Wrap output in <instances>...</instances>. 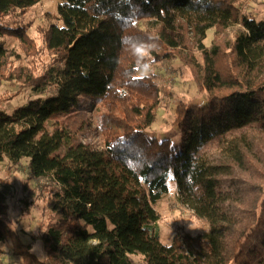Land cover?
Segmentation results:
<instances>
[{"label": "trees", "instance_id": "trees-1", "mask_svg": "<svg viewBox=\"0 0 264 264\" xmlns=\"http://www.w3.org/2000/svg\"><path fill=\"white\" fill-rule=\"evenodd\" d=\"M40 1L0 0V78L37 96L11 113L0 109V163L27 159L30 178L49 182L50 213L38 235L44 259L11 228L5 188L0 243L10 241L23 264H133L132 255L146 264H264V253L242 251L264 220V165L254 141L264 139V20L242 14L239 0H61L60 25L39 31V47L12 19ZM230 29L232 40L203 44L209 30L217 37ZM5 37L29 61L14 64L19 56ZM141 42L155 45L143 58L134 51ZM171 60L190 71L208 102L175 108L177 146L148 135L160 91L153 75H138ZM85 102L103 110L95 114L99 147L83 141L91 127ZM215 139L209 159L201 151ZM235 172L251 177L248 199L221 189ZM171 174L208 230L164 245L154 205Z\"/></svg>", "mask_w": 264, "mask_h": 264}, {"label": "rangeland", "instance_id": "rangeland-1", "mask_svg": "<svg viewBox=\"0 0 264 264\" xmlns=\"http://www.w3.org/2000/svg\"><path fill=\"white\" fill-rule=\"evenodd\" d=\"M239 2L242 14L255 21L264 20V0H239ZM60 3L61 0H41L12 20L26 26L27 35L41 47L42 40L39 31L47 29L53 24L60 25L54 19L57 6ZM12 20L7 19L5 22L8 25H12ZM137 26L143 29L145 23L139 22ZM234 30H227L217 37L214 36L213 30H209L206 33V39L203 44L209 48L214 39L227 38L232 40ZM4 42L8 49H13L19 56V60L14 64H25L29 61L27 60L29 57L25 56L16 39L5 37ZM196 57L200 61L198 54H196ZM41 60L45 62L47 59L45 56H41ZM138 75H153L160 91V104L156 111L155 122L147 131L148 135L156 137L158 140L167 138L177 146L180 142V132L172 125L175 120V108L182 103L190 105L192 108L204 107L208 104L207 96L196 87L190 71L183 67L178 60L153 63L148 69L140 71ZM53 92V90H50L41 97L50 96ZM36 97L29 88H20L16 82L0 78V109L6 113H11ZM84 111L91 127L86 132L83 141L94 147H99V140L95 131V114L97 112L102 113L103 110L85 102ZM240 133V131H237L234 134L238 135ZM254 141L259 166L264 165V139L263 137H255ZM218 145V139L212 140L203 147L201 153L212 159L218 153ZM27 164V159L21 160L16 165L6 161L0 163V188H5L9 193L6 204L7 217L11 228L19 233L22 243L28 245L32 253L42 261L44 254L41 250L38 235L42 231L44 221L50 213L47 205L49 196L47 185H49V182L47 179L30 178ZM250 179L251 177L247 174L235 172L232 176L221 179V189L226 192L237 193L244 199H248ZM24 186L26 190L23 189ZM154 209L160 216L158 222L160 229L159 240L164 245H169L175 236H197L208 230L207 222L203 218L198 217L184 203V199L180 198L172 174L168 178L167 194L154 205ZM235 211L239 216L245 215L243 209H236ZM192 246L197 249L196 245ZM242 251L244 254L254 253V251H259L260 254L264 253V220L260 227L244 243ZM130 258L133 264H146L141 256L132 255ZM0 264H23L22 260L13 253L10 241L4 244L0 243ZM250 264H257V261L252 260Z\"/></svg>", "mask_w": 264, "mask_h": 264}, {"label": "clouds", "instance_id": "clouds-1", "mask_svg": "<svg viewBox=\"0 0 264 264\" xmlns=\"http://www.w3.org/2000/svg\"><path fill=\"white\" fill-rule=\"evenodd\" d=\"M154 47H155L154 44H145V43L141 42L134 48V51L137 55H139L141 58H143V57L148 56L150 51Z\"/></svg>", "mask_w": 264, "mask_h": 264}]
</instances>
